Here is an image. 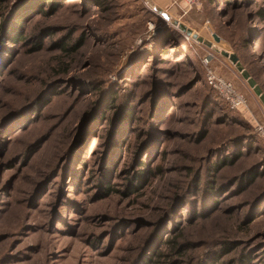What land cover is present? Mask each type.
I'll return each instance as SVG.
<instances>
[{
    "label": "rangeland",
    "instance_id": "374dc122",
    "mask_svg": "<svg viewBox=\"0 0 264 264\" xmlns=\"http://www.w3.org/2000/svg\"><path fill=\"white\" fill-rule=\"evenodd\" d=\"M37 1L0 0V264H264V0Z\"/></svg>",
    "mask_w": 264,
    "mask_h": 264
},
{
    "label": "trees",
    "instance_id": "16d2710c",
    "mask_svg": "<svg viewBox=\"0 0 264 264\" xmlns=\"http://www.w3.org/2000/svg\"><path fill=\"white\" fill-rule=\"evenodd\" d=\"M43 1H51V0H39V1H37V2H34V3H28V5H26V7H25V9L24 10H28V9H32V8H34L35 7V10H41V7H40V5L42 4V2ZM96 2H97V5L98 6H102L103 4H104V0H95ZM216 1V0H215ZM221 2L223 3H230V0H221ZM262 16H263V18H264V14H261ZM15 21H16V23L18 24L19 23V21H21V17L20 16H18L16 19H15ZM20 24V23H19ZM14 37H16V38H18V39H20V34L19 33H17V34H15L14 35ZM96 106V105H95ZM94 106V107H95ZM94 107H93V109L91 110V112H87L88 114H86L85 115V118H84V121H83V125H82V129L84 128V126H85V124H86V122L88 121V120H90L91 118H92V116H93V114H95L94 113ZM137 167H138V169H140V174H143L144 173V171H146V169H144V166L146 165L145 164V162H143V161H140V160H137ZM232 164L233 163V161L231 160V161H227V163H225V162H222V165H221V167H224L226 164ZM129 173H130V171H128ZM252 176L253 177H251V178H253L252 180H250V182L252 183V181L254 182L255 181V179L258 177V173H252ZM261 197H263L264 198V196H261ZM263 198H261V200L263 199ZM167 244H170V247L171 248H173V249H175L176 248V244H175V242H174V239H169L168 241H167ZM163 255V253L162 252H156V254H155V257L156 258H160L161 256ZM155 261H156V259H155Z\"/></svg>",
    "mask_w": 264,
    "mask_h": 264
},
{
    "label": "built area",
    "instance_id": "2783aa9c",
    "mask_svg": "<svg viewBox=\"0 0 264 264\" xmlns=\"http://www.w3.org/2000/svg\"><path fill=\"white\" fill-rule=\"evenodd\" d=\"M181 3H185L186 6H184L185 13L189 12L198 4V0H172V6H180ZM219 87L226 92V97L231 100L232 102H237L235 106H238L240 103H245V99L242 95L238 94L234 86H232L230 83L226 82L225 80H219L218 81Z\"/></svg>",
    "mask_w": 264,
    "mask_h": 264
},
{
    "label": "water",
    "instance_id": "95a60500",
    "mask_svg": "<svg viewBox=\"0 0 264 264\" xmlns=\"http://www.w3.org/2000/svg\"><path fill=\"white\" fill-rule=\"evenodd\" d=\"M151 5H152V6H155L152 2H151ZM154 9H155V10L158 12V14L161 16V19L163 18V19H165V20H167V21H172L170 15H169L168 13H166L165 11H163L162 9H159V8H154ZM173 24H174V26H178V25H179V23H178L177 20H176V21L174 20V21H173ZM181 29H182L183 31H185L186 33L190 34V32H187V29H186L185 27H182V26H181ZM224 54H225L227 57H230L235 63L238 62V59H237L235 56H232V55H230V54H228V53H224ZM239 71L243 72L244 70H243L242 68H240ZM244 77H245V79H247V80L249 81L250 86H251L253 89H255V93L261 98L262 102L264 103V93H263V90L261 89V87H259V86L257 85V83H256L253 79L250 78V75H249L248 73H245V74H244Z\"/></svg>",
    "mask_w": 264,
    "mask_h": 264
},
{
    "label": "crops",
    "instance_id": "0c3cea01",
    "mask_svg": "<svg viewBox=\"0 0 264 264\" xmlns=\"http://www.w3.org/2000/svg\"><path fill=\"white\" fill-rule=\"evenodd\" d=\"M163 2L165 3V5L169 6L170 7V3H171V6H172V0H158L157 1V6L160 8V9H164V5H163ZM168 7V8H169ZM174 7V6H173ZM172 7V8H173ZM166 8V7H165Z\"/></svg>",
    "mask_w": 264,
    "mask_h": 264
}]
</instances>
